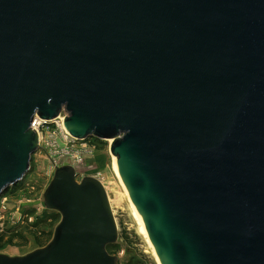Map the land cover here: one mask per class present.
Masks as SVG:
<instances>
[{
	"label": "water",
	"instance_id": "water-1",
	"mask_svg": "<svg viewBox=\"0 0 264 264\" xmlns=\"http://www.w3.org/2000/svg\"><path fill=\"white\" fill-rule=\"evenodd\" d=\"M63 109L114 140L163 264H264V0H0V197ZM44 205L51 241L0 264H118L99 179L58 166Z\"/></svg>",
	"mask_w": 264,
	"mask_h": 264
},
{
	"label": "rangeland",
	"instance_id": "rangeland-1",
	"mask_svg": "<svg viewBox=\"0 0 264 264\" xmlns=\"http://www.w3.org/2000/svg\"><path fill=\"white\" fill-rule=\"evenodd\" d=\"M83 143L94 151L83 164L75 166L77 181L93 176L107 182L119 226V238L108 246L109 253L118 257L119 264H158L157 253L141 231L123 183L114 171L108 140L89 136ZM54 172L44 149L39 147L32 154L30 168L24 178L1 195L0 253L23 256L51 241L62 218L58 210L44 205V192Z\"/></svg>",
	"mask_w": 264,
	"mask_h": 264
},
{
	"label": "built area",
	"instance_id": "built-area-1",
	"mask_svg": "<svg viewBox=\"0 0 264 264\" xmlns=\"http://www.w3.org/2000/svg\"><path fill=\"white\" fill-rule=\"evenodd\" d=\"M67 115V112L63 109L53 119L47 120L41 118L39 115H35L32 122V127L39 135V147L44 149L53 170L62 165L70 164L75 167L76 165L83 164L94 151L93 148L83 143L86 139L73 136L65 128L64 120ZM2 206L6 208L4 203H2Z\"/></svg>",
	"mask_w": 264,
	"mask_h": 264
},
{
	"label": "bare ground",
	"instance_id": "bare-ground-1",
	"mask_svg": "<svg viewBox=\"0 0 264 264\" xmlns=\"http://www.w3.org/2000/svg\"><path fill=\"white\" fill-rule=\"evenodd\" d=\"M113 141H114L113 139H108L109 146L111 145V143H112ZM112 155H113V154H112ZM114 157H115V156L113 155L112 160L114 161V171H115V173L117 172L116 174H118V176H119V173H118V170H117V165H116V157H115V158H114ZM114 159H115V160H114ZM73 167H74V166H73ZM74 168H75V167H74ZM75 173H76V169H75ZM119 180H120V182L122 183L120 177H119ZM99 181L102 183L103 187L105 188V190H106V192H107V196H108V199H109V203H110V205H111L112 212H113V214H114V216H115L114 209H113V205H112L111 198H110V194H109V190H108V184H107V182H105V180H103V179H99ZM122 186H123V188H124V191H125L126 195L128 196V198H129V200H130V204H131V207H132L133 213H134L136 219L138 220V223H139V225H140V229H141V231L145 234L146 238L149 240V242L151 243V245H152V247L154 248L155 252L157 253V251H156V249H155V247H154V245H153V243H152V241H151V238H150V236H149V234H148V232H147V230H146V228H145V226H144V224H143V222H142V220H141V218H140V216H139V214H138V212H137V210H136L134 204L132 203V201H131V199H130V197H129V195H128V192H127V190H126L124 184H122ZM115 219H116V218H115ZM116 222H117V220H116ZM117 225H118V224H117ZM118 230H119V226H118ZM107 250H108V249H107ZM157 261H158V264H163L162 261H161V259H160V257H159V255H158V253H157ZM118 264H119V259H118Z\"/></svg>",
	"mask_w": 264,
	"mask_h": 264
},
{
	"label": "trees",
	"instance_id": "trees-1",
	"mask_svg": "<svg viewBox=\"0 0 264 264\" xmlns=\"http://www.w3.org/2000/svg\"><path fill=\"white\" fill-rule=\"evenodd\" d=\"M1 236H2V235H1ZM1 239H2V238H0V242L2 241ZM108 246H109V245H108ZM107 249H108V247H107Z\"/></svg>",
	"mask_w": 264,
	"mask_h": 264
}]
</instances>
